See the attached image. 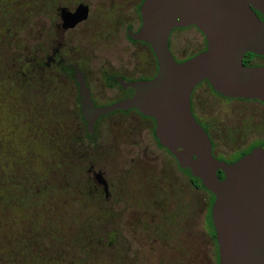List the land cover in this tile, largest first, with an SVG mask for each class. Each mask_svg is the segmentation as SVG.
Wrapping results in <instances>:
<instances>
[{"label":"rangeland","instance_id":"374dc122","mask_svg":"<svg viewBox=\"0 0 264 264\" xmlns=\"http://www.w3.org/2000/svg\"><path fill=\"white\" fill-rule=\"evenodd\" d=\"M139 3L0 0V264H218L210 196L155 140L154 120L117 113L89 133L77 77L41 65L60 50L87 74L95 102L112 103L120 92L102 72L137 77L152 57L154 73V54L126 34L140 24ZM79 4L87 18L64 36L60 18ZM171 46L184 62L207 42L189 27L173 31ZM252 63L264 65V57ZM193 107L217 158L264 142L263 103L226 100L205 81ZM91 171L107 195L93 187Z\"/></svg>","mask_w":264,"mask_h":264},{"label":"water","instance_id":"95a60500","mask_svg":"<svg viewBox=\"0 0 264 264\" xmlns=\"http://www.w3.org/2000/svg\"><path fill=\"white\" fill-rule=\"evenodd\" d=\"M87 7L68 15L64 28L87 18ZM264 0H144L142 25L130 38L150 45L158 63L152 80L120 84L126 98L96 107L84 77H77L84 121L116 110H138L156 123L159 144L180 169L215 196L212 221L220 264H264V146L235 163L217 158L208 132L192 112V94L207 81L230 99L264 103V65H245L248 53L264 56ZM196 27L206 50L178 62L170 49L174 30ZM224 174L220 179L218 172Z\"/></svg>","mask_w":264,"mask_h":264},{"label":"flooded vegetation","instance_id":"af4514ba","mask_svg":"<svg viewBox=\"0 0 264 264\" xmlns=\"http://www.w3.org/2000/svg\"><path fill=\"white\" fill-rule=\"evenodd\" d=\"M144 2V0H140V3H139V7H138V11H139V26L138 28H135L134 27V24H128L127 26V30H126V34H127V37L132 41V42H135V43H141L145 46H147L151 52V55L153 53L150 45L144 43V42H141V41H135V40H132L130 38V33L132 34H136L138 33L139 29L141 28V25H142V18H141V14H140V8L142 6V3ZM81 7H85L81 4H79L74 10H71V11H67L63 16H61L60 18V21H59V24L57 26V29H61L62 30V33L65 34L76 29L78 26L76 25L75 27L73 28H64V22H65V19L67 18L68 15H72V14H75L76 12L80 11V8ZM191 27H194V26H191ZM189 28V27H188ZM196 28V27H195ZM186 29V28H185ZM177 30H183V29H177ZM62 42V41H61ZM170 49L172 51V46H171V39H170ZM173 53V52H172ZM154 54V53H153ZM174 55V54H173ZM154 58H155V62H153V66H154V73L152 74V57H151V62L149 63V65L147 66V71L145 74L143 75H139L137 77H133V76H130L129 74H126V73H121V74H114V73H107V72H102V80L104 82V84L109 88V89H115V88H118L119 89V92H120V97H118L117 99H115L112 103H109L107 105H98L94 98H93V94H92V90L90 89V87L88 86L87 84V74L84 73L83 71L79 70L76 66L74 65H71L70 63H67L65 58L63 56L60 55V50L56 49V51L51 55V56H48L47 58L44 59V61L41 63V65L45 68H53L54 66L55 67H58L59 70L65 75H67L69 78H73L75 79L76 77H80L81 75L84 77V80L87 84V88L89 89L90 91V96H91V99L94 103V105L96 107H103V106H109V105H112L116 102H119V101H122L123 99L126 98V92L125 90L123 89L122 85L120 84V81L122 79L126 80V81H134V82H137V81H143V80H152L158 73V63H157V59L155 57V55H153ZM175 57V55H174ZM259 57H264V56H257L255 55L254 58L252 59V61L255 59V58H259ZM176 58V57H175ZM191 57H188L186 58L185 60L187 59H190ZM184 60V61H185ZM178 62H181L179 60H177ZM253 64V63H252ZM77 81V80H76ZM207 82V81H206ZM208 83V82H207ZM209 84V83H208ZM201 85V84H200ZM199 85V86H200ZM198 86V87H199ZM210 86V85H209ZM211 87V86H210ZM79 88V86H78ZM211 89L213 90V88L211 87ZM195 91V90H194ZM214 91V90H213ZM215 92V91H214ZM79 93V91H78ZM216 93V92H215ZM194 94V92H193ZM193 94H192V112L195 116V118L197 119V121L202 125V127L208 132L212 142H213V151H214V154H215V143L213 141V138H212V135H211V132H210V128H209V125L206 123V122H203L202 120H200L198 118V116L196 115V113L194 112V107H193ZM217 94V93H216ZM218 96L226 99V100H240V101H249V100H242V99H230V98H225L219 94H217ZM80 96V95H79ZM252 102V101H251ZM253 102H259V101H253ZM261 103V102H259ZM264 104V103H263ZM79 106H80V114H81V117H82V120L84 121V116H83V113H82V109H81V105L79 103ZM131 111H137L139 114H141L138 110L136 109H130V110H127V111H122V110H116L110 114H107V115H103L101 116L95 124H97L98 121H100L101 119H104V118H108L112 115H115L117 113H122V114H126L128 112H131ZM141 116L145 117V118H149V117H146L144 115L141 114ZM152 119V118H150ZM153 120V119H152ZM85 122V121H84ZM155 122V121H154ZM86 127H87V132L89 133H92L93 130H89L88 128V125L86 124ZM95 127V126H94ZM153 137L155 138V140L158 142L157 140V137H156V123H155V127H154V130H153ZM159 143V142H158ZM160 145V144H159ZM261 146H264V142H262ZM163 148V147H162ZM251 148V147H249ZM248 148V149H249ZM166 150V149H165ZM247 151V150H246ZM245 152V151H243ZM242 153V152H241ZM241 153H235L233 154L232 158L230 159H224V158H219L221 160H224L226 161L227 163H234L235 161H237L241 155ZM172 156V155H171ZM216 156V155H215ZM174 158V157H173ZM177 162V161H176ZM178 164V163H177ZM179 166V165H178ZM180 168V167H179ZM181 170V169H180ZM182 171V170H181ZM183 172V171H182ZM184 173V172H183ZM91 179H90V182L92 183L93 187L96 189V190H100L102 189V191L107 195L108 193V185L106 184V182L104 181V179L102 178V175L101 174H96L94 172L91 171ZM185 174V173H184ZM187 175V174H185ZM188 176V175H187ZM189 177V176H188ZM219 252V251H218Z\"/></svg>","mask_w":264,"mask_h":264},{"label":"trees","instance_id":"16d2710c","mask_svg":"<svg viewBox=\"0 0 264 264\" xmlns=\"http://www.w3.org/2000/svg\"><path fill=\"white\" fill-rule=\"evenodd\" d=\"M258 15L260 16V18L262 20H264V17L262 15H260L258 13ZM207 48V46H206ZM206 48L204 50H206ZM254 54L252 53H248L245 58H244V64L249 66V65H253L255 66L256 64H252V59L254 58ZM262 143H258V144H255V145H252L251 148H249L247 151L245 152H242L241 155L239 156L240 158H242L243 156L249 154L253 149L257 148V147H260ZM161 146V145H160ZM162 147V146H161ZM239 158V159H240ZM238 159V160H239ZM237 160V161H238ZM236 162V161H235ZM234 162V163H235ZM218 175L220 177V179H224V174L219 171L218 172ZM189 178L191 179V182L192 184L198 188V189H202L204 190L207 194H209L210 198H209V204H210V208H209V211H208V215H207V224H208V227L210 229V233L212 235V237L214 238V241L216 242V246L218 248V244H217V238H216V231H215V228H214V225H213V221H212V206L214 204V201H215V196L213 194H211L210 192H208L204 186H203V183L200 179L198 178H195V177H192V176H189ZM217 254H218V264H220V261H219V252H218V249H217Z\"/></svg>","mask_w":264,"mask_h":264}]
</instances>
